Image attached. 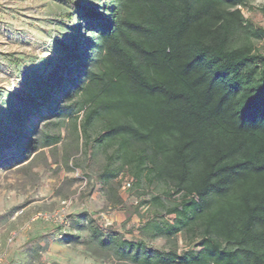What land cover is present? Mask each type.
<instances>
[{"label": "trees", "instance_id": "1", "mask_svg": "<svg viewBox=\"0 0 264 264\" xmlns=\"http://www.w3.org/2000/svg\"><path fill=\"white\" fill-rule=\"evenodd\" d=\"M251 1L114 0L105 15L76 4L101 20L99 33L84 76L51 112L73 117L75 129L83 112L86 147L177 197L163 205L173 220H148L144 236L190 240L179 252L109 234L102 244L124 259L264 264V26L244 16Z\"/></svg>", "mask_w": 264, "mask_h": 264}, {"label": "rangeland", "instance_id": "2", "mask_svg": "<svg viewBox=\"0 0 264 264\" xmlns=\"http://www.w3.org/2000/svg\"><path fill=\"white\" fill-rule=\"evenodd\" d=\"M14 1L21 2V15L13 17L21 23L3 24L9 16L0 14V264H136L102 244L111 233L165 250L191 248L183 233L150 238L141 229L159 214L172 221L163 205H173L177 197L109 160L110 152L86 147L83 112L76 114L77 129L64 111L51 112L61 94L84 76L99 33L101 20L84 16L76 4L97 6L105 15L114 0ZM242 10L264 26V0H252ZM256 43L264 51V40ZM52 137L59 141L49 144ZM113 172L118 173L110 177ZM130 181L132 187L124 190ZM156 196L162 205L153 201ZM64 200L71 203L61 222L34 220L57 214Z\"/></svg>", "mask_w": 264, "mask_h": 264}, {"label": "crops", "instance_id": "3", "mask_svg": "<svg viewBox=\"0 0 264 264\" xmlns=\"http://www.w3.org/2000/svg\"><path fill=\"white\" fill-rule=\"evenodd\" d=\"M21 2L16 4V1L14 0H0V14H7L9 16L8 20L3 21V24H5L7 21L18 24L21 23V20L19 18L15 19L13 18L14 15H21ZM12 16V17H11ZM19 19V20H18ZM2 22V21H0Z\"/></svg>", "mask_w": 264, "mask_h": 264}, {"label": "built area", "instance_id": "4", "mask_svg": "<svg viewBox=\"0 0 264 264\" xmlns=\"http://www.w3.org/2000/svg\"><path fill=\"white\" fill-rule=\"evenodd\" d=\"M131 187H132V182L130 181V182H126L124 184L123 189L129 190ZM70 203H71V200H64L62 202L61 211H59L57 214H54V215L39 214L37 217L34 218V220L43 218V219H47V220H51V221H56V222L60 221L61 222L63 219V216H64V211L69 207ZM3 260H4V255L0 254V263Z\"/></svg>", "mask_w": 264, "mask_h": 264}, {"label": "bare ground", "instance_id": "5", "mask_svg": "<svg viewBox=\"0 0 264 264\" xmlns=\"http://www.w3.org/2000/svg\"><path fill=\"white\" fill-rule=\"evenodd\" d=\"M41 116H43V114Z\"/></svg>", "mask_w": 264, "mask_h": 264}]
</instances>
